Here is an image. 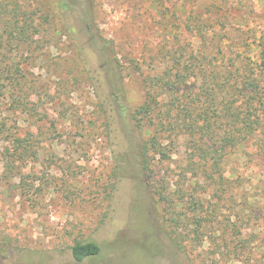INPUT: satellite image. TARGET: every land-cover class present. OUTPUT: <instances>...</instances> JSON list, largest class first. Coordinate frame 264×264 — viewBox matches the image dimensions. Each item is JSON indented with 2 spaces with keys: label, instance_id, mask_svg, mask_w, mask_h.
<instances>
[{
  "label": "rangeland",
  "instance_id": "374dc122",
  "mask_svg": "<svg viewBox=\"0 0 264 264\" xmlns=\"http://www.w3.org/2000/svg\"><path fill=\"white\" fill-rule=\"evenodd\" d=\"M0 1L49 14L41 47L20 51L26 107L16 113L0 94L1 119L36 150L34 161L0 162V264H264V123L231 146L218 116L226 86L183 70L219 48L262 67L264 0H71L64 22L54 0ZM149 94L156 111L137 128L131 110ZM157 130L168 156L149 151L144 167L141 145ZM75 240L100 251L76 261Z\"/></svg>",
  "mask_w": 264,
  "mask_h": 264
},
{
  "label": "trees",
  "instance_id": "16d2710c",
  "mask_svg": "<svg viewBox=\"0 0 264 264\" xmlns=\"http://www.w3.org/2000/svg\"><path fill=\"white\" fill-rule=\"evenodd\" d=\"M54 3L59 8L60 22H64V12L66 9L71 8V0H54ZM39 18H41V22L38 21ZM48 19V13L39 11L35 7H27L17 1H0V94H8L10 105L13 107L11 109L16 113L18 111L21 112L27 104L22 99L23 97H20L23 93L24 97L27 96V92H24L26 76L21 72L22 55L20 51L23 50V44L30 46L34 43L36 47H41L39 46V40L35 36L41 33L40 28ZM221 52L222 50L219 48L211 56L203 51H200L194 57L189 55L184 60L183 70L191 67L202 74L201 79L203 81L208 78L214 82L215 87L220 89L221 86H226L224 88L231 100L226 106L221 105L219 110H223V116H218L227 119L225 130L229 133L231 146H236L238 143L241 144L242 140L257 133L264 123V45L262 67H257L254 63L250 64V61L246 62L242 58L238 59L237 55L215 56L221 54ZM184 53L185 51L182 54ZM209 64L213 66L221 64L225 70L221 73V71L216 69H207L206 66ZM171 90L174 91V87ZM177 91L178 89H175V92ZM119 92L118 88L113 92L117 102L120 101ZM205 94V98L208 101H214V87L210 88V91ZM155 98V96L152 97L149 94V98L142 105H139L137 109L131 108V120L137 128L141 125L140 122L142 120L153 118V114L156 111ZM236 102L238 103L236 104ZM118 103L123 108V104L121 102ZM209 104H212V102ZM173 105L172 103V107L166 108L167 113L170 112L171 114ZM217 109L218 106H215L212 110H207H211L215 115L219 112H217ZM189 110L188 104L185 105L183 111L189 112ZM207 110L204 108L200 113L205 114L203 118L205 121L210 120L214 116L209 115ZM172 123L173 120H169L166 125L162 124L165 127L164 132L168 128L170 129ZM208 123H205L200 129L203 135L211 132L210 123ZM190 126L192 127V125ZM159 135V131H155L150 139H147L141 145L140 155L144 167H147L149 163V151H154L161 156H168V145L172 142L168 141V143L162 145ZM2 138L7 140L8 144L4 145L0 151L1 163H26L27 161L35 160L36 150L33 136L31 134L29 136L19 135L17 127H8L0 116V140ZM201 155L204 156L205 151H202ZM8 168L12 170L13 166L9 165ZM188 232H183V235H180L181 239L177 244V249L182 252L186 251L185 241ZM192 233L196 238L200 234L199 230L194 228H192ZM70 250L72 257L76 261H82L85 258L97 255L100 247L94 241L75 240L70 245Z\"/></svg>",
  "mask_w": 264,
  "mask_h": 264
}]
</instances>
